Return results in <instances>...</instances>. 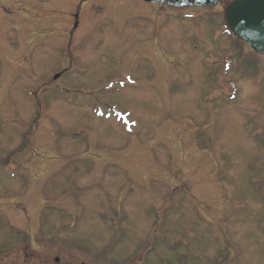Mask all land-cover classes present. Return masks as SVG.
<instances>
[{"label": "rangeland", "instance_id": "1", "mask_svg": "<svg viewBox=\"0 0 264 264\" xmlns=\"http://www.w3.org/2000/svg\"><path fill=\"white\" fill-rule=\"evenodd\" d=\"M78 2L0 0V264H264V56L229 0Z\"/></svg>", "mask_w": 264, "mask_h": 264}, {"label": "water", "instance_id": "2", "mask_svg": "<svg viewBox=\"0 0 264 264\" xmlns=\"http://www.w3.org/2000/svg\"><path fill=\"white\" fill-rule=\"evenodd\" d=\"M172 6H213L220 0H145ZM225 19L238 38L264 53V0H235L225 10ZM59 75H56L57 78Z\"/></svg>", "mask_w": 264, "mask_h": 264}, {"label": "flooded vegetation", "instance_id": "3", "mask_svg": "<svg viewBox=\"0 0 264 264\" xmlns=\"http://www.w3.org/2000/svg\"><path fill=\"white\" fill-rule=\"evenodd\" d=\"M88 0H79V2H78V7H79V9L81 8V6H82V4L84 3V2H87ZM76 16H79L78 15V13H76L75 15H74V17L73 18H77ZM78 22V21H77ZM77 25H78V23H77ZM69 259H72V257H70L69 256ZM73 260V259H72ZM5 263V262H4ZM4 263H2V264H4ZM9 264H12V263H9ZM40 264H47L46 262H41ZM53 264H74V262H70V263H62V262H60L59 261V259L57 258V257H55L54 258V262H53ZM81 264H84V263H81Z\"/></svg>", "mask_w": 264, "mask_h": 264}]
</instances>
